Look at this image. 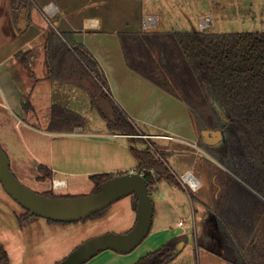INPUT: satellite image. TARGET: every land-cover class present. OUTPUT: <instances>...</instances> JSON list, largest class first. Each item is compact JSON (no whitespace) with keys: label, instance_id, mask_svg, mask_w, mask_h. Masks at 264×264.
Segmentation results:
<instances>
[{"label":"crops","instance_id":"crops-1","mask_svg":"<svg viewBox=\"0 0 264 264\" xmlns=\"http://www.w3.org/2000/svg\"><path fill=\"white\" fill-rule=\"evenodd\" d=\"M32 1L30 20L20 19L19 24H24L25 30L18 32L12 19L10 0H0V143L8 153L16 175L40 192L53 189L54 178L65 181V186L59 189L80 192L94 173L138 171L140 160L132 147L151 149L158 145L159 150L154 148V151L166 173L179 179L180 174L192 172L201 181L197 191L202 194L189 199L191 203L195 199L203 208L200 214L201 245L214 257L207 264H212L211 261L229 264L222 253L213 208L218 191L209 172V160L219 163L212 151L220 152L217 148H223L224 133L204 136L203 132L209 129H199L185 102L128 65L120 38L122 31L198 30L193 12H185L187 20L183 22L181 12L178 17L175 11L163 13L164 17H161L158 13H147L144 2L139 7L138 0ZM51 1L59 9L54 17V27L60 31H73L76 39L98 59L112 97L136 122L140 133L135 137H142L143 142H132L131 135L109 130L107 123L98 128L100 122L94 116V121H90L81 92L72 83L48 77L45 44L51 24L41 8ZM212 7L214 4L211 3L209 8ZM140 14L142 18L137 21ZM212 14L200 12L198 20ZM149 15L156 19L151 28L144 24ZM179 24L181 27L177 28ZM26 49L31 51L28 64L16 57L18 51ZM212 99L220 107L215 98ZM55 104L81 113L85 123L69 131L52 130L49 125ZM40 164L51 171V177L38 178L42 174ZM178 191L186 189L167 177L158 181L152 189L156 195L152 196L154 218L149 235L129 253L106 249L84 264H135L148 252L183 236L187 238L178 242L180 253L168 264L179 258L183 261L174 263L195 264L193 250L197 252L196 246L200 243L197 236L192 238L191 234L198 235L197 222L195 219L191 222L187 198L183 199ZM132 198L133 194L125 196L110 205L104 215L87 220L58 223L39 215L21 220L26 209L0 181V241L8 251L11 264H55L90 237L129 230L137 218ZM194 211L196 209H192L193 215ZM183 220L190 225L180 224Z\"/></svg>","mask_w":264,"mask_h":264},{"label":"trees","instance_id":"trees-1","mask_svg":"<svg viewBox=\"0 0 264 264\" xmlns=\"http://www.w3.org/2000/svg\"><path fill=\"white\" fill-rule=\"evenodd\" d=\"M12 19L30 20L32 0H10ZM26 14V15H25ZM48 77L77 85L90 95L92 108L104 118L109 130L131 135L140 133L134 122L110 93L106 74L94 54L73 31H60L54 25L46 32ZM128 65L175 95L191 109L200 130L224 129L226 152L212 151L217 162L209 160V172L218 194L214 200L215 221L219 227L222 253L229 264H264V31L168 30L120 32ZM31 51L21 50L16 57L28 64ZM218 102V107L214 101ZM226 112L230 121L218 109ZM85 117L60 104L53 105L50 128L69 131L83 125ZM132 150L140 160L138 171L145 175L149 190L163 178L181 185L166 173L161 159L147 147ZM158 172L155 174L154 170ZM39 179L52 173L40 164ZM101 172L91 175L97 191L101 184L117 175ZM48 196H71L50 189ZM133 207L137 199L133 195ZM109 207L81 219L104 215ZM31 214L21 215V220ZM51 222L67 223L68 221ZM178 237L142 256L135 264H168L180 252ZM0 264H11L0 241Z\"/></svg>","mask_w":264,"mask_h":264},{"label":"water","instance_id":"water-1","mask_svg":"<svg viewBox=\"0 0 264 264\" xmlns=\"http://www.w3.org/2000/svg\"><path fill=\"white\" fill-rule=\"evenodd\" d=\"M56 25V24H55ZM230 121L224 110L218 108ZM204 136L224 133L223 148L227 150L224 129H209ZM208 139V138H207ZM0 181L5 190L31 214L56 221H77L101 211L117 200L133 194L137 199V218L134 225L124 232H105L81 242L57 264H84L106 249L119 253L133 251L150 233L154 218V200L149 183L140 171L117 174L105 180L97 191L71 196H48L25 184L14 172L8 153L0 143Z\"/></svg>","mask_w":264,"mask_h":264},{"label":"rangeland","instance_id":"rangeland-1","mask_svg":"<svg viewBox=\"0 0 264 264\" xmlns=\"http://www.w3.org/2000/svg\"><path fill=\"white\" fill-rule=\"evenodd\" d=\"M142 2H144V4L146 5L147 13H158L161 17H164L163 13L167 15L172 11H175L178 17V14L181 12V17H182L183 22H186L185 20H187L185 16V12L187 11L191 13L193 12L192 13L193 18L196 21L195 27L198 30L200 29V24H199L200 20H198V15L200 12H204V13H213L212 15L214 16L213 18L214 23L210 27H208L207 30H212V31H264V0H138L139 7L142 4ZM175 2H178V4L175 5ZM211 3L214 4V7L209 8V5ZM174 5H175V9H174ZM136 18H137V21H139V19L142 18L141 14L140 16L138 15ZM178 27H181L180 24L179 26H177V28ZM189 28L192 29V27H189ZM73 86H75V88H77V90H79V92H81V94L85 97V104H86L85 106L87 107L86 109H88V117L90 118V121L91 120L92 122L94 121V118L92 117L94 116L100 122L99 124L97 123L98 128L100 124L105 126L106 121L104 120V118L99 114V112L96 109H93L91 106L89 93L85 91L84 89H81L77 85L73 84ZM213 98L215 97L213 96ZM83 107L84 106H81V108ZM155 146L156 147L153 146V148L151 147L150 149L154 155L156 154L154 151V148L159 150L158 148L159 146L158 145H155ZM181 179H182V175L180 174L179 180L181 182V186H183L184 189H186V191H178V192L181 195V197H183V199L187 198L188 201L187 200L185 201L187 204V209L189 211V214H188L189 218L192 223L194 222V219L196 220L197 222L196 230L199 232L198 235L195 232L191 234L192 238H195V236H197L198 242L200 243L199 245L196 246L198 251L195 252L193 250L194 261H195V264H207L210 261V258H214V257H212L211 254H207L206 249L203 247V245H201V243H203V240H202L203 235L200 230L201 229L200 214H201V210L203 211V208L199 202L195 201V199L193 200V203H191L189 199L191 198V196L195 194L199 195L200 197V194L202 193L201 191L200 192L195 191L189 187H186L184 183L181 181ZM87 184L88 185H84V187L80 190V192L79 191L74 192L73 190H69L67 192V189L66 190L54 189V191L60 194H64V193H71L72 195L87 194L92 191V188L95 186V183L93 182V180H90L89 183ZM28 186L36 190V188H33V186H30V185ZM151 195L155 197L156 193L152 192ZM192 209L194 210L196 209V211H194V215H193ZM207 229L209 233V228ZM209 236H210V233H209ZM185 254H186V251L182 255L181 258H183ZM61 260L57 261L55 264H57ZM178 260L181 261L180 258ZM178 260L176 261L178 262ZM174 262L171 264H176ZM181 262L177 264H181ZM211 262L212 264H214V261H211Z\"/></svg>","mask_w":264,"mask_h":264},{"label":"built area","instance_id":"built-area-1","mask_svg":"<svg viewBox=\"0 0 264 264\" xmlns=\"http://www.w3.org/2000/svg\"><path fill=\"white\" fill-rule=\"evenodd\" d=\"M41 9H42V12L44 13V15L46 16V18L48 19V21L50 22V24L54 25V17L59 11V9L55 5V3L52 2V1L48 2V3L44 4ZM213 23H214V20H213V16L212 15L205 16V17L201 18V20L199 22V24H200V29L199 30L200 31H205ZM144 24H145V26L147 28H151V27L155 26L156 19L154 17H151V16H146ZM181 181L184 183V185L186 187H189L192 190L197 191V190H199L201 188V181L192 172H187V173L183 174ZM64 186H65V181L63 179L54 178L52 180L53 189H59V188H62ZM180 224H182V225H190L189 222H186L184 220L180 221Z\"/></svg>","mask_w":264,"mask_h":264}]
</instances>
